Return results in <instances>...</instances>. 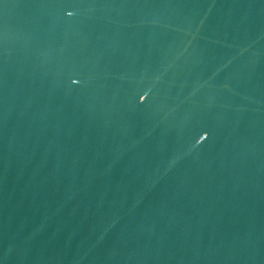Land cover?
Listing matches in <instances>:
<instances>
[{
    "label": "water",
    "instance_id": "1",
    "mask_svg": "<svg viewBox=\"0 0 264 264\" xmlns=\"http://www.w3.org/2000/svg\"><path fill=\"white\" fill-rule=\"evenodd\" d=\"M0 264H264V0H0Z\"/></svg>",
    "mask_w": 264,
    "mask_h": 264
}]
</instances>
